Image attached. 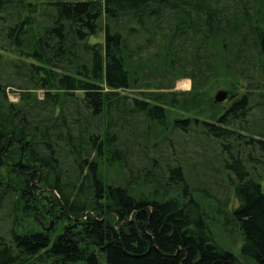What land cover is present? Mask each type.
I'll return each mask as SVG.
<instances>
[{
    "label": "trees",
    "instance_id": "1",
    "mask_svg": "<svg viewBox=\"0 0 264 264\" xmlns=\"http://www.w3.org/2000/svg\"><path fill=\"white\" fill-rule=\"evenodd\" d=\"M195 127L218 144L245 261L181 164L129 165ZM0 215V264H264V0H0Z\"/></svg>",
    "mask_w": 264,
    "mask_h": 264
},
{
    "label": "rangeland",
    "instance_id": "2",
    "mask_svg": "<svg viewBox=\"0 0 264 264\" xmlns=\"http://www.w3.org/2000/svg\"><path fill=\"white\" fill-rule=\"evenodd\" d=\"M192 82L190 79H180L175 84L174 91L188 92L191 90ZM16 90H10L9 97L12 102H18ZM135 97H140L136 92H129ZM217 92H215L214 96ZM258 114V112H256ZM188 115L173 111L170 118L179 120L186 118ZM188 118V117H187ZM132 129L137 133V138L143 142V134L145 122L143 118L132 119L130 122ZM197 128L190 129L191 131H176L170 133L163 132L167 138L150 149L142 148L141 152L137 153V160L131 159L129 165L132 168V173L136 174L138 167H166V164L171 165L181 164L184 168V173L187 182L199 194L206 192L209 197L202 200V205L205 213L210 218H213L214 225L212 226L213 234L217 238L220 245L228 250L233 251L242 261H245L241 256L243 246V238L241 234L234 230V227L227 226L224 222L230 221L233 217V212L238 208V201L235 200L232 187L226 181L223 174V167L220 162V150L215 141L207 139L202 135ZM169 135V136H168ZM130 139L129 135L127 136ZM126 139V138H125ZM131 142L126 141V144L121 145L127 150L131 149ZM139 149V150H140ZM157 166V167H156ZM257 172L262 173L261 164L257 166ZM131 171V170H130ZM127 173V171L125 170ZM128 174V173H127ZM55 219L47 220L43 227L45 230L53 229ZM53 225V226H52ZM11 227V218L8 215H0V235L10 241L9 233ZM60 227H57L59 231ZM55 231V232H57ZM102 264H106L102 262Z\"/></svg>",
    "mask_w": 264,
    "mask_h": 264
},
{
    "label": "water",
    "instance_id": "3",
    "mask_svg": "<svg viewBox=\"0 0 264 264\" xmlns=\"http://www.w3.org/2000/svg\"><path fill=\"white\" fill-rule=\"evenodd\" d=\"M228 99V92L225 90H219L214 96V103L220 104L224 103Z\"/></svg>",
    "mask_w": 264,
    "mask_h": 264
}]
</instances>
